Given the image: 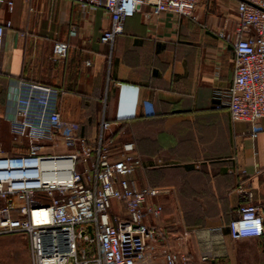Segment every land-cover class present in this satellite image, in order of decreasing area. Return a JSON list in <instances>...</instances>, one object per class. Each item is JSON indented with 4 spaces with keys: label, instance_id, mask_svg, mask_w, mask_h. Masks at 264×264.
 Returning <instances> with one entry per match:
<instances>
[{
    "label": "crops",
    "instance_id": "crops-1",
    "mask_svg": "<svg viewBox=\"0 0 264 264\" xmlns=\"http://www.w3.org/2000/svg\"><path fill=\"white\" fill-rule=\"evenodd\" d=\"M3 1L0 24L10 25L0 56V123L10 142L20 82L57 89L51 102L62 122L75 124L91 145L103 121L113 124L115 142L132 144L142 162L131 179L161 190L151 201L162 212L146 221L155 230L154 264L169 251L182 264H264V236L234 241L228 229L244 203L240 184L264 218V132L251 139L246 124L231 122L226 98L213 100L214 90L224 93L233 79V49L219 33L237 27L238 0H198L191 17L152 16L143 6L112 45L100 42L111 25L100 8ZM57 41L69 46L64 62L52 58ZM109 213L124 210L112 202ZM12 236L20 237L0 235V264H30L27 243L16 249Z\"/></svg>",
    "mask_w": 264,
    "mask_h": 264
},
{
    "label": "built area",
    "instance_id": "built-area-1",
    "mask_svg": "<svg viewBox=\"0 0 264 264\" xmlns=\"http://www.w3.org/2000/svg\"><path fill=\"white\" fill-rule=\"evenodd\" d=\"M74 3L109 15L111 25L100 42L112 45L123 33L124 21L141 7H148L152 16L169 12L191 17L198 0ZM236 14L235 30L219 33L233 49V79L224 93L214 90L213 100L221 103L226 98L231 122L246 124L247 135L255 139L264 132V0H238ZM9 25L0 24V56L4 28ZM68 48L65 41H57L53 60L64 62ZM19 87L18 108L8 120L12 148L0 150V235L17 234L26 241L30 264H154L149 241L155 230L146 221L162 212V206L151 201L161 190L138 187L131 179L142 167L133 145L117 144L113 124L105 121L97 140L89 144L75 124L62 122L52 107L51 99L59 90L28 82H20ZM144 107L146 115L153 114L150 104ZM54 147L66 151L55 153ZM237 192L244 203L238 207V218L228 224L230 238L264 236V218L252 203V191L240 184ZM112 202L122 206V216L111 217ZM201 260L207 261V256ZM158 264L182 262L169 251Z\"/></svg>",
    "mask_w": 264,
    "mask_h": 264
},
{
    "label": "rangeland",
    "instance_id": "rangeland-1",
    "mask_svg": "<svg viewBox=\"0 0 264 264\" xmlns=\"http://www.w3.org/2000/svg\"><path fill=\"white\" fill-rule=\"evenodd\" d=\"M11 142L7 134V129L5 127L4 123H0V150L3 152H8L11 150ZM39 199H41L44 203H47V199L44 196H38ZM10 239V243L13 247H16V249H19V246H21V241L23 244H25L26 247V241H24L21 237L12 236Z\"/></svg>",
    "mask_w": 264,
    "mask_h": 264
},
{
    "label": "bare ground",
    "instance_id": "bare-ground-1",
    "mask_svg": "<svg viewBox=\"0 0 264 264\" xmlns=\"http://www.w3.org/2000/svg\"><path fill=\"white\" fill-rule=\"evenodd\" d=\"M38 213H34V217L37 219ZM46 220V218L44 219Z\"/></svg>",
    "mask_w": 264,
    "mask_h": 264
}]
</instances>
